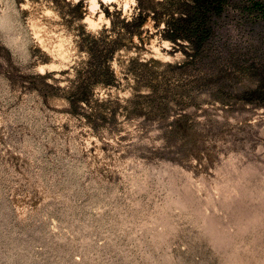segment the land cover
I'll return each mask as SVG.
<instances>
[{
  "label": "rangeland",
  "instance_id": "374dc122",
  "mask_svg": "<svg viewBox=\"0 0 264 264\" xmlns=\"http://www.w3.org/2000/svg\"><path fill=\"white\" fill-rule=\"evenodd\" d=\"M203 1L0 0V264H264V0Z\"/></svg>",
  "mask_w": 264,
  "mask_h": 264
},
{
  "label": "trees",
  "instance_id": "16d2710c",
  "mask_svg": "<svg viewBox=\"0 0 264 264\" xmlns=\"http://www.w3.org/2000/svg\"><path fill=\"white\" fill-rule=\"evenodd\" d=\"M210 2H216L218 5L215 6V9L217 10V12L221 11V0H210ZM208 3L205 4V2L203 1L200 5L195 4L194 6L190 7L193 16L190 17V20L187 24V31L180 33V31H178L177 29L169 28L167 29L166 36L172 41H175L177 39H187L188 42L192 45H198L205 41L210 34V27L204 22V18L199 17V15H201V9H204L205 6H209ZM144 21L145 17L138 14L135 18H132L127 23H130L129 25L131 26L134 25L137 27H141ZM112 44L113 41H108L105 37L102 36H99L92 40L91 46L89 47V50L91 51V59L95 62H98L102 59H106L108 56L111 57L113 53ZM88 64L89 66H91L92 62H88ZM106 72H109V70L106 69ZM104 82H112V79H108ZM77 100L78 98L76 99V101ZM71 103L73 104L74 101L71 100Z\"/></svg>",
  "mask_w": 264,
  "mask_h": 264
},
{
  "label": "bare ground",
  "instance_id": "6f19581e",
  "mask_svg": "<svg viewBox=\"0 0 264 264\" xmlns=\"http://www.w3.org/2000/svg\"><path fill=\"white\" fill-rule=\"evenodd\" d=\"M101 1L111 2V1H115V0H101ZM97 2H98V0H91L90 3L92 4V7H95V6H97Z\"/></svg>",
  "mask_w": 264,
  "mask_h": 264
}]
</instances>
